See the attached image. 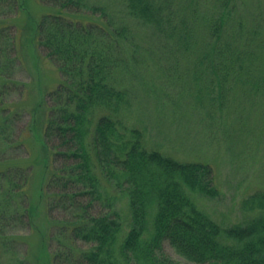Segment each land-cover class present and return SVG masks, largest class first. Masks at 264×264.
<instances>
[{
  "label": "trees",
  "instance_id": "1",
  "mask_svg": "<svg viewBox=\"0 0 264 264\" xmlns=\"http://www.w3.org/2000/svg\"><path fill=\"white\" fill-rule=\"evenodd\" d=\"M119 1L130 18L166 40L175 64L185 61L196 84L203 80L196 96L202 110H238L251 96L264 99V33L241 23L228 28L238 0H212L209 18L201 13L206 0ZM40 2L53 11L40 21L37 43L61 76L48 94L44 125L52 165L48 216L62 214L52 264H183L165 243L194 264H264V190L243 201L251 212L243 224L223 228L195 200L220 194L213 165L149 149L145 132L129 125L134 93L127 78L136 48L129 25L93 0ZM22 10L21 0H0V161L7 160L6 147H19L13 132L20 113L7 98L26 91L15 80L21 55L13 20ZM30 172L0 169V264H30L19 250L23 242L10 233L33 227ZM125 198L129 231L117 209Z\"/></svg>",
  "mask_w": 264,
  "mask_h": 264
},
{
  "label": "rangeland",
  "instance_id": "2",
  "mask_svg": "<svg viewBox=\"0 0 264 264\" xmlns=\"http://www.w3.org/2000/svg\"><path fill=\"white\" fill-rule=\"evenodd\" d=\"M93 1L107 5L117 19L129 25L136 38L135 59L127 78L134 93V106L127 114L129 125L145 132L149 149L182 160L211 163L220 194L215 198L196 194L198 208L223 228L243 224L251 215L244 210L243 201L255 191L264 190V99L253 100L255 96H251L252 99L241 101L238 110L232 107L224 112L202 110L196 96L199 88L203 94V80L195 83L194 71L189 70L185 61L175 64L178 55L172 54V47L167 49L166 40L156 36L151 27L130 18L121 1ZM21 3L23 10L13 20L19 30L21 55L15 80L26 84V91L22 95L12 92L7 98L20 113L13 132L15 145L19 147H6L7 160L0 161V169L11 166L31 169L27 193L33 227L19 226L10 233L23 242L19 250L30 264H52L57 243L51 239L56 232V219L62 214L55 212L52 218L48 216L46 184L52 165L51 153L44 142V125L48 117V94L59 86L61 76L37 43L40 21L53 9L40 0H21ZM201 13L208 18L214 14L212 0L203 2ZM239 23L247 32L264 33V0H238L228 28L237 29ZM212 96L210 93L209 97ZM117 209L125 217V229L129 231L132 224L128 198L119 201ZM78 244L80 248L89 247L82 242ZM165 250L180 263L194 264L177 254L168 243Z\"/></svg>",
  "mask_w": 264,
  "mask_h": 264
}]
</instances>
